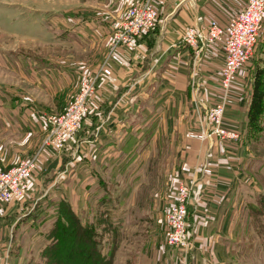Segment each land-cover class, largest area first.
Listing matches in <instances>:
<instances>
[{
    "label": "crops",
    "instance_id": "0c3cea01",
    "mask_svg": "<svg viewBox=\"0 0 264 264\" xmlns=\"http://www.w3.org/2000/svg\"><path fill=\"white\" fill-rule=\"evenodd\" d=\"M149 2L159 12L156 27L133 47L111 49L114 22L130 6ZM245 4L246 0H87L78 6L80 12L55 17L53 26L41 29L49 39L54 37L45 42L62 53L47 59L53 67H45L38 82L23 81L37 92L0 89V167L12 168L23 159L37 162L28 196L0 206L2 264H28L31 229L42 219L53 220L63 202L78 216L88 210L89 184L98 168L127 176L131 165L139 170L140 161L149 164L136 185L137 200L148 192L147 179L150 184V178L165 181L149 198L155 211L150 218L158 230L137 264H264V248H258L264 233L257 231L260 219L264 223V157L257 146L264 133L251 136L248 119L255 74L263 72L264 80V24L256 52L230 93L225 123L241 135L233 144L207 137L212 129L207 112L223 96V46L209 45L197 53L182 41L190 28L206 29L212 20L227 25ZM95 73L101 81L82 130L61 152L47 147L48 118L66 110L83 75ZM77 138L83 142L77 144ZM180 184L193 186L188 223L194 247L189 258L167 247L164 237L168 207ZM102 201L105 208L113 203L105 197ZM116 202L128 205L121 198Z\"/></svg>",
    "mask_w": 264,
    "mask_h": 264
},
{
    "label": "rangeland",
    "instance_id": "374dc122",
    "mask_svg": "<svg viewBox=\"0 0 264 264\" xmlns=\"http://www.w3.org/2000/svg\"><path fill=\"white\" fill-rule=\"evenodd\" d=\"M86 3L87 0H0L1 90H11L17 93H20L22 89L27 90L29 86L23 83L26 78L36 83V80L39 81V76L44 74L42 70L45 67H53V64H49L47 59L50 57L53 59L62 52L55 48V45L49 44L50 41L45 42L46 39H52L46 37L41 29L46 25L53 26L54 21L52 20L55 17L69 15L70 12H80L81 9L78 6L81 4L85 6ZM23 60H26L25 62L30 61L31 65L23 64ZM33 61L35 62L33 63ZM46 62L49 66H45L47 64L44 63ZM28 90L32 93L37 92L33 88ZM2 126L4 125L2 124ZM2 135L0 132V136ZM257 146L258 154L264 157V134L259 138ZM148 164L149 162L140 161L137 165L139 170L131 165L132 169H128V173H132L127 176L117 172L113 175L110 170L102 171L98 168V176L95 177L93 184H89V209H85L84 213H79L78 217L84 225L91 228L93 233L95 232L96 240L101 241L103 246V254L107 260L112 261V264H137L138 255L150 247L152 236L157 233V223L150 218L155 211H152L151 199L149 198L153 197L163 185L165 177L163 179L159 177L150 178L151 184L148 183L149 179H147L148 182L145 184L146 186L149 184L147 186L148 192L142 193L143 196L139 200H137L138 195L135 189L136 185L140 184L142 172ZM134 170H136L137 175H135ZM82 176V180L85 181V174L83 173ZM47 180L52 181V178ZM104 197L113 203L121 198L127 201L128 205L124 206L116 202L105 208L102 201ZM114 198L115 201H113ZM98 202L100 203L98 204ZM105 202L108 204L107 200ZM263 212L264 210L260 211V215ZM123 216L127 217V222ZM120 217H123L121 222L119 221ZM56 218L57 216L53 220L42 219L40 221H44L43 223L36 226L33 231L31 229L29 246L31 256L27 259L28 264H50L38 253L40 251L42 255L43 249L47 245L41 233L49 232ZM47 221L52 223H45ZM257 231L261 233L260 235L264 233V223L261 219ZM260 239L262 240L261 237ZM257 242L259 240H256V246ZM263 245L264 242L258 248L261 250L264 248ZM0 249L4 257L1 244Z\"/></svg>",
    "mask_w": 264,
    "mask_h": 264
},
{
    "label": "built area",
    "instance_id": "2783aa9c",
    "mask_svg": "<svg viewBox=\"0 0 264 264\" xmlns=\"http://www.w3.org/2000/svg\"><path fill=\"white\" fill-rule=\"evenodd\" d=\"M159 12L152 3L130 6L124 17L114 22L110 33L109 47H133L139 38L152 31L157 24ZM264 24V0H246L245 6L237 11L227 25L221 26L212 20L206 29L190 28L183 37V43L197 53L207 46L221 44L225 51L221 73L223 96L207 112L211 132L207 137L215 136L226 144L241 140L240 133L225 123L227 105L233 85L239 74L254 56L259 34ZM100 74H85L79 82L78 92L66 110L59 115L50 116L48 123L51 134L46 146L59 152L65 150L83 128L84 118L91 110V102L100 84ZM77 144L83 142L77 138ZM37 162L26 159L12 168L0 167V206H10L23 201L31 190L33 173ZM193 199V186L180 184L165 218V243L169 248L183 251L190 257L194 247L192 233L188 223L189 207ZM3 256L0 249V264Z\"/></svg>",
    "mask_w": 264,
    "mask_h": 264
},
{
    "label": "trees",
    "instance_id": "16d2710c",
    "mask_svg": "<svg viewBox=\"0 0 264 264\" xmlns=\"http://www.w3.org/2000/svg\"><path fill=\"white\" fill-rule=\"evenodd\" d=\"M258 71L254 78L253 96L248 112L250 135L264 133V80ZM256 137L255 139H257ZM82 223L78 215L64 202L60 206L53 227L45 234L47 245L42 257L50 264H112L103 254L101 241L95 232Z\"/></svg>",
    "mask_w": 264,
    "mask_h": 264
}]
</instances>
